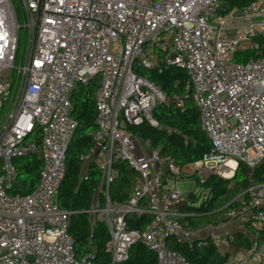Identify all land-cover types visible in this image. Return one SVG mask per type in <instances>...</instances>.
I'll return each mask as SVG.
<instances>
[{
    "label": "built area",
    "instance_id": "obj_1",
    "mask_svg": "<svg viewBox=\"0 0 264 264\" xmlns=\"http://www.w3.org/2000/svg\"><path fill=\"white\" fill-rule=\"evenodd\" d=\"M21 3L23 24L13 1L0 0V264H98L92 247L77 255L69 231L72 211L58 202L78 127L72 94L92 81L96 127L91 149L80 159L84 164L92 157L99 172L91 213L92 222L103 221L109 232L107 264L126 261L137 242L156 264H193L170 240L188 248L213 241L221 252L231 245L232 220L252 230L251 249L235 256L221 252L222 261L206 264H264V181L241 191L216 222L186 226L182 207L196 202L178 187L184 167L129 130L144 122L156 126L155 108L175 103L183 110L191 98L210 140L190 166L198 181L228 168L231 159L244 164L253 180L264 162V52L245 62L236 55L260 49L264 0ZM22 27L27 43L18 62ZM161 64L186 72L183 93L170 95L139 72ZM32 153L42 160L39 180L24 192L16 160ZM118 161L135 172L123 200L111 198L121 177ZM88 176L82 169L83 179ZM131 215L138 227L131 226Z\"/></svg>",
    "mask_w": 264,
    "mask_h": 264
},
{
    "label": "trees",
    "instance_id": "obj_2",
    "mask_svg": "<svg viewBox=\"0 0 264 264\" xmlns=\"http://www.w3.org/2000/svg\"><path fill=\"white\" fill-rule=\"evenodd\" d=\"M230 1L245 4L249 0ZM258 41L260 49L241 50L237 53L236 59L239 62H245L261 55L264 52V36H261ZM139 72L160 84L170 95L174 92L183 93L187 81L185 71L165 64H161V67L140 69ZM96 86L97 84L92 81L82 85L72 94V115L78 121V127L67 153V174L59 189L58 202L63 208L72 211L69 231L75 239L77 255H81L87 248L92 247L98 254L97 263L107 264L105 245L109 239V232L103 221L92 222L91 213L100 179L99 172L91 170L88 178L83 179V164L80 159V155L88 153L92 146L91 131L96 127L94 100ZM153 115L157 121L156 126L144 122L129 126V130L141 139L150 141L153 147L160 149L164 157L172 159L177 165L184 167L195 163L210 147V140L201 128L198 108L193 99H187L183 110L172 103L168 108L162 106L155 108ZM16 164L19 169L20 189L27 192L38 183L42 160L39 155L32 153L18 158ZM116 166L121 171L122 179L113 183L111 198L123 200L128 195L133 170L125 161H118ZM262 181H264V162L253 170V180L249 179L247 167L242 163H239L235 175L230 179L213 173L205 183V187L210 190L207 198L199 204L182 207L187 213L182 218V222L186 226L193 227L216 222L227 208L236 204L234 199L241 191ZM190 199L197 202L194 192H190ZM130 219H133L131 226L138 227L141 223L137 217ZM250 232H252L251 229ZM247 236L244 235V240L240 241L241 235L234 234L231 237V243L239 245L246 241ZM170 244L180 250L193 264L219 263L225 258L213 241L208 245L194 248H188L185 244L172 239ZM117 264H156V259L141 242H137L130 248L129 258Z\"/></svg>",
    "mask_w": 264,
    "mask_h": 264
},
{
    "label": "rangeland",
    "instance_id": "obj_3",
    "mask_svg": "<svg viewBox=\"0 0 264 264\" xmlns=\"http://www.w3.org/2000/svg\"><path fill=\"white\" fill-rule=\"evenodd\" d=\"M14 5L16 7H18L19 9V13H20V23H24L25 21V17H24V14H23V10H22V3H21V0H12ZM20 36H21V49H20V58L18 60V62H20L24 52L26 51V41H27V29L26 27H22L21 29V32H20ZM237 60V59H236ZM99 76L97 77V79L99 80ZM37 137V134L34 133L33 135V138H36ZM228 170V168L226 169H216V172L214 173H217L218 175L222 176V177H230L232 175H234L235 172H233L232 175H226V171ZM213 174V173H212ZM212 174H208L206 175V180L204 183H200L198 181V177H199V173L197 171V169H193V168H187L185 173H184V176L182 177V179H179L178 180V187L181 191L185 192V193H190V192H194L196 197H197V202L196 204L200 203L202 200H204L205 198H207L210 190L209 188H206L205 187V183L208 181L209 177L212 175ZM131 185V184H130ZM130 189V186L128 188V190ZM236 226L233 227V228H237L239 227V224L237 223V221L235 222ZM230 225V224H229ZM201 227H203L204 225H200ZM199 226V227H200ZM231 227V225H230ZM242 240H244V235H242ZM232 246V245H231ZM252 247V237H251V234H249L247 236V239L245 242H242L241 244L237 245L236 243L233 244V248L232 249H235L237 250L239 253H247ZM224 248L222 247V250Z\"/></svg>",
    "mask_w": 264,
    "mask_h": 264
},
{
    "label": "crops",
    "instance_id": "obj_4",
    "mask_svg": "<svg viewBox=\"0 0 264 264\" xmlns=\"http://www.w3.org/2000/svg\"><path fill=\"white\" fill-rule=\"evenodd\" d=\"M190 166H191V164H188V165H186V166H184V169H185V171H186V169L187 168H190ZM82 169H85V171L89 174V172L91 171V170H97V167H96V165L94 164V160H93V158L92 157H90L84 164H83V167H82ZM98 171V170H97ZM134 177H135V172L133 171V175H132V180H131V185H132V182H133V179H134ZM122 179V175H121V177H120V179L119 180H121ZM117 182V181H116ZM131 185H130V189L128 190V193L130 192V190H131ZM97 196H95V198H96ZM100 199L102 200V197L100 196ZM132 217H135V215H131L130 216V218H132ZM131 220H133V219H131ZM237 221V223L239 224V227H237V228H233V227H235L236 226V224H235V222ZM231 225V227H230V225ZM205 225V224H204ZM199 227V226H198ZM201 227V226H200ZM228 227H229V229H230V231L232 232V234L234 235V234H236V235H241V239H240V241H242V235H249V234H251V232H250V230L247 228V227H245L241 222H239L238 220H232V221H229L228 222ZM232 245V246H231ZM231 245H229V246H227V247H223L224 249L222 250V248H220L221 249V252H225V254H227V255H229V256H235V255H238V254H245V253H239L237 250H235V249H232L233 248V244L231 243ZM151 252V251H150ZM152 253V252H151Z\"/></svg>",
    "mask_w": 264,
    "mask_h": 264
},
{
    "label": "bare ground",
    "instance_id": "obj_5",
    "mask_svg": "<svg viewBox=\"0 0 264 264\" xmlns=\"http://www.w3.org/2000/svg\"><path fill=\"white\" fill-rule=\"evenodd\" d=\"M228 170L226 171V175L228 176V175H232L233 174V172H235V170H236V167H237V163H236V161L234 160V159H231V160H229V162H228Z\"/></svg>",
    "mask_w": 264,
    "mask_h": 264
},
{
    "label": "water",
    "instance_id": "obj_6",
    "mask_svg": "<svg viewBox=\"0 0 264 264\" xmlns=\"http://www.w3.org/2000/svg\"><path fill=\"white\" fill-rule=\"evenodd\" d=\"M237 168H238V165H237V167H236V170H237ZM236 170H235V172H236ZM234 175H235V173H234ZM234 175H232V176H230V177H226V178L230 179V178H232Z\"/></svg>",
    "mask_w": 264,
    "mask_h": 264
}]
</instances>
